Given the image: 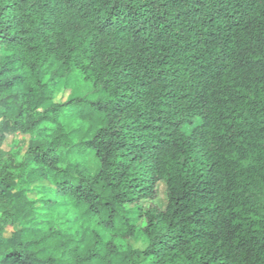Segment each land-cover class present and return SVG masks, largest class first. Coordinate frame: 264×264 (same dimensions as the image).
<instances>
[{
  "label": "trees",
  "instance_id": "1",
  "mask_svg": "<svg viewBox=\"0 0 264 264\" xmlns=\"http://www.w3.org/2000/svg\"><path fill=\"white\" fill-rule=\"evenodd\" d=\"M96 2L33 0L0 21V91L17 89L0 99V264H264V0ZM75 74L95 98L55 102ZM52 125L77 137L83 174L57 166ZM20 183L75 216L43 220ZM41 242L59 255L27 250Z\"/></svg>",
  "mask_w": 264,
  "mask_h": 264
},
{
  "label": "clouds",
  "instance_id": "2",
  "mask_svg": "<svg viewBox=\"0 0 264 264\" xmlns=\"http://www.w3.org/2000/svg\"><path fill=\"white\" fill-rule=\"evenodd\" d=\"M17 2V0H0V9H2L4 7L5 4H13L15 5ZM33 3V0H24L23 3H21L19 8L13 9V8H8L7 10H4L2 12V14H0V21H9L11 17L16 16L17 18H19L20 16H23L25 13L30 11V5ZM62 6H63V0H62ZM93 8H101L102 9V5L99 3V0H97V2L95 4L92 5ZM262 7H264V5H262ZM105 13L103 12V10H101L100 12L96 13V15L103 17ZM259 13H257L258 15ZM73 23H78V24H84L85 21L81 20L79 15L73 13ZM38 23V21H37ZM28 24H25L24 27H28ZM87 32V29H85V33ZM4 55H10V53H4V54H0V64L4 63ZM259 58V57H257ZM85 63H87V60L85 59L84 61ZM11 73H9L8 75H3L0 76V84L3 83L4 80L9 79ZM17 89L16 88H11L8 90H3L0 91V99H4L5 97L8 96L9 92H16ZM101 95H106L105 93H101ZM95 98V97H93ZM21 105H23V101L20 102ZM25 108H27V105H23ZM0 110H6L4 108V106H0ZM17 110V105H13L11 110L7 111L8 115H12L13 117H15V112ZM40 109H37L32 116V119H35L36 115H39ZM48 115H55L54 113H49ZM25 116H27V112H25ZM3 117L0 116V120H2ZM45 123H47V121L43 122V123H39L37 125L38 128H45ZM52 127L56 128L57 131H55L54 133H52V135L48 138L50 142H58L60 144V148L62 149L63 152L67 153L65 155H61V159L60 161H58L57 166L61 169H66V168H71L73 172H80L81 174H83V170L80 166L79 163V158L76 154H74V150H73V145L76 144V140L77 137L76 136H72V137H61L60 133L65 131V129L60 128L59 125H52ZM80 135H83L82 133ZM54 154H60V153H54ZM22 159V157H17V162ZM9 163L7 160H2L0 161V167H2L4 164ZM29 167H35L34 164H30ZM8 171H18V169L15 168H9ZM261 201L262 203H264V193H262L261 195ZM0 211H2V209H0ZM262 219H264V214H262ZM53 225H47V226H43V227H38L37 231L32 234V235H26L24 237H22V241L24 243H27L28 241H32V240H37L39 241L41 239L42 236H45V234L49 231V228L52 227ZM21 247H23V244L20 245ZM46 245L41 242L38 245L35 246H31L29 247L27 250L33 253H36L41 259L46 258L48 255H59V252H53L50 248L45 250V251H41V249H45ZM10 250V249H5V251ZM3 259V256L0 255V260Z\"/></svg>",
  "mask_w": 264,
  "mask_h": 264
},
{
  "label": "rangeland",
  "instance_id": "3",
  "mask_svg": "<svg viewBox=\"0 0 264 264\" xmlns=\"http://www.w3.org/2000/svg\"><path fill=\"white\" fill-rule=\"evenodd\" d=\"M75 96H87V98H93L95 97V94L92 91V87L90 84L84 82L81 79V76L79 74H75L69 78L61 79L58 81V85L54 94V101L55 102H65L69 98L75 97ZM66 124H70L71 118L65 119ZM16 138L20 142H27L28 138L24 137H15L14 135H11L9 137L8 142L12 139ZM7 148V144L5 145ZM90 157V164H91V170L95 171L99 167V162L94 155L93 152L89 153ZM18 187H24L28 190V195L31 199L35 200L37 205L40 207L41 217L43 220H47L49 222H62L67 219H71L75 216V211L65 205L64 198L61 196H57L47 190H44L40 188L36 184L32 185H25L20 183ZM165 186L162 183L158 184V199L157 202L161 207L165 206L166 199H165ZM47 201L53 202L47 203ZM94 225L101 231L102 228L97 225L96 222H94ZM131 245L134 247H142L143 244L141 241H128Z\"/></svg>",
  "mask_w": 264,
  "mask_h": 264
}]
</instances>
